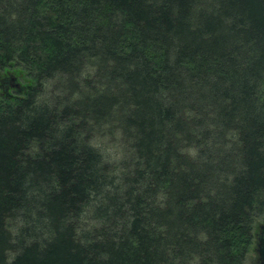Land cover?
<instances>
[{"label": "trees", "instance_id": "1", "mask_svg": "<svg viewBox=\"0 0 264 264\" xmlns=\"http://www.w3.org/2000/svg\"><path fill=\"white\" fill-rule=\"evenodd\" d=\"M263 93L264 0H0V264L259 263Z\"/></svg>", "mask_w": 264, "mask_h": 264}, {"label": "water", "instance_id": "2", "mask_svg": "<svg viewBox=\"0 0 264 264\" xmlns=\"http://www.w3.org/2000/svg\"><path fill=\"white\" fill-rule=\"evenodd\" d=\"M263 101H264V93H263ZM256 250L258 253L259 264H264V219L260 225V230L257 234V243Z\"/></svg>", "mask_w": 264, "mask_h": 264}, {"label": "rangeland", "instance_id": "3", "mask_svg": "<svg viewBox=\"0 0 264 264\" xmlns=\"http://www.w3.org/2000/svg\"><path fill=\"white\" fill-rule=\"evenodd\" d=\"M102 146L110 150L111 152H118L120 150V146L117 142H110L109 140H104L102 142ZM246 264H259L257 259V254L253 251L247 261Z\"/></svg>", "mask_w": 264, "mask_h": 264}]
</instances>
